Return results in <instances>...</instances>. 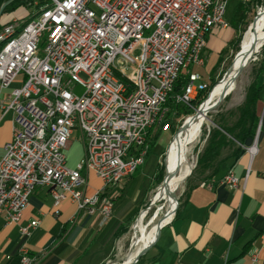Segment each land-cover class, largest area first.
<instances>
[{
    "label": "built area",
    "instance_id": "2783aa9c",
    "mask_svg": "<svg viewBox=\"0 0 264 264\" xmlns=\"http://www.w3.org/2000/svg\"><path fill=\"white\" fill-rule=\"evenodd\" d=\"M213 1H221L217 16H209ZM227 2L67 0L0 54V89L23 75L21 86L0 98V109L13 113L12 136L0 158L4 223L17 224L32 192L44 187L55 215L70 202L104 225L115 204L110 189L144 163L151 125L158 116L176 114L167 100L189 107L206 87L192 67L190 81L182 82V66L189 48H197V65L203 63L202 25L227 27ZM17 21L2 25L0 38ZM168 128L166 122L162 129ZM76 129L83 153L70 167L66 150ZM255 150V143L247 147L250 155ZM90 172L101 186L88 193ZM221 180L238 185L231 172ZM37 224L31 220L19 231L29 236ZM19 253V264H36L26 247ZM250 257L256 261V253ZM223 264H230L227 258Z\"/></svg>",
    "mask_w": 264,
    "mask_h": 264
},
{
    "label": "crops",
    "instance_id": "0c3cea01",
    "mask_svg": "<svg viewBox=\"0 0 264 264\" xmlns=\"http://www.w3.org/2000/svg\"><path fill=\"white\" fill-rule=\"evenodd\" d=\"M12 15L16 14L1 13L0 19ZM228 29L229 25L215 28L208 35L202 52L203 63L199 66L204 65L209 56L206 48L212 37H219ZM235 36L236 30L225 37L226 40H220L221 49L214 74L223 63L222 56ZM192 66L184 69L186 78ZM214 74H210L208 79L200 76L206 83ZM254 81L261 86L254 110V132L243 143L229 137L236 144L235 151L222 155L209 177L195 181L187 188L172 219L147 239L144 248L149 242L150 246L140 264H223L225 258L230 264H264V59ZM22 82L23 75H17L7 89H0V98H5ZM12 117L11 110L3 112L0 109V158L5 152L4 145L12 136ZM253 143L256 150L250 155L247 147ZM71 147L79 149L80 158L83 144L77 129L66 150L69 166L67 152ZM228 172L237 177L236 187L222 183L223 175ZM97 188L90 189L88 185L87 192ZM123 199L121 197L114 204L113 218L100 226L99 217L78 213L70 202H64L55 215L47 189L36 188L17 224H5L0 217V264H19L21 247H26L30 255L36 257V264L105 263L114 255L112 245L120 236L113 234L116 226L124 220L123 212L133 206L130 201L128 206L121 207ZM31 220H38L37 226L31 229L29 236L22 235L19 227ZM252 253H256L255 262L251 261Z\"/></svg>",
    "mask_w": 264,
    "mask_h": 264
},
{
    "label": "rangeland",
    "instance_id": "374dc122",
    "mask_svg": "<svg viewBox=\"0 0 264 264\" xmlns=\"http://www.w3.org/2000/svg\"><path fill=\"white\" fill-rule=\"evenodd\" d=\"M243 0H228L225 10L224 18L228 22V31H223L220 36L214 35L210 44L206 48V53L209 56L204 65H193L192 70L198 72L200 75L208 79L210 74H214L217 68V58L220 52L221 45L219 46L220 40H226L225 37H229L230 33L235 31L234 27V11L238 3ZM249 4V9L246 14V25H243L245 30L241 33L240 39L237 44V50L230 46L228 50L223 54L222 61L219 70L213 75L212 78L216 79L213 83L216 84L220 82L225 73L228 71L231 63L233 62L235 56L240 52V42L243 38L244 33L252 24L259 13L264 9V4L256 7L254 1L244 0ZM48 6H51L49 1ZM34 7L19 6L14 9L11 13L16 14L15 16H9L0 19V25L9 23L15 19H22V21H29L34 16ZM1 14V13H0ZM215 29V27L213 28ZM212 29V30H213ZM212 32V31H211ZM252 32L254 34H263V28H253ZM217 36V37H216ZM264 59V42L263 45L255 53V56L244 66L242 72L233 80V83L229 86L226 96L221 100V102L211 109L213 103L218 100L216 98L211 104H209V110L206 114V122L201 126L196 141L191 144L189 151L190 166L188 171L191 169V173L186 177L176 188L172 196L165 200L164 198L154 199L155 192L157 188L164 182L165 187H169L177 178L180 169V160L177 155V150L175 146V139L178 138L180 130L177 132L179 127L185 123V118L194 114H188L189 110L193 109L191 106H181L178 105L176 114L172 115L175 121L176 130L172 132L170 128L168 130L161 129V133L157 137L153 146L148 150V154L145 158L144 163L138 167L132 176L125 178L123 181L118 183L114 188L110 189V195L112 196L114 203L117 204L121 197L130 198L131 203L138 208L136 214L127 226L126 231L115 239L113 242V254L110 259H108L103 264H119L130 254L133 245L136 241V236L139 229H135V222L140 214H142L140 227L146 231L147 239L150 237L149 232L153 227L161 222L167 221L174 216L176 211L173 210L175 205L181 202L187 188L193 184L195 181L203 180L209 177L215 170L218 164V160L224 155L231 154L236 149V144L227 136L229 139L225 147H223L219 154L209 161V163H198L200 156L203 154L207 143L208 136L212 133L214 128L230 127L236 118L238 117V112L241 104V100L247 90L248 86L255 79L259 67ZM187 67V66H186ZM184 67V69L186 68ZM183 69V71H184ZM207 81V80H206ZM210 83V80L206 82V85ZM214 86L209 87L206 90L205 96L202 100L206 99L209 91ZM196 97V96H195ZM198 108V107H197ZM196 108V109H197ZM195 109V108H194ZM233 150V151H232ZM68 162L70 166L75 167L76 163L79 161V149L71 147L68 150ZM223 155V156H222ZM172 171V172H171ZM187 171V172H188ZM100 181L93 174H89V188L92 189L95 186L100 187ZM155 201V202H154ZM173 214V215H172ZM161 221V222H160ZM160 225V224H159ZM152 240V239H151ZM130 246L131 249L129 248ZM144 255L140 256L135 264H140ZM134 262V261H133ZM132 262V263H133ZM131 263V264H132Z\"/></svg>",
    "mask_w": 264,
    "mask_h": 264
},
{
    "label": "bare ground",
    "instance_id": "6f19581e",
    "mask_svg": "<svg viewBox=\"0 0 264 264\" xmlns=\"http://www.w3.org/2000/svg\"><path fill=\"white\" fill-rule=\"evenodd\" d=\"M51 3V6H48V2ZM43 6L39 9L38 12L34 14V16L31 18V20L22 21V19L18 20L14 23V26L10 29L6 30V32L2 35L0 38V54H2L5 50L11 48L12 44L17 42L19 38L22 36V34L25 33V31L35 24L37 20L40 18H43V16L49 15L50 12L57 10V8L64 4L67 0H47ZM219 9H221V1H213V3L209 6V16H217ZM251 25V28H248L246 32L243 35V38L240 42V52L239 55L237 54L231 63L228 71L225 73L224 78L219 82H217L213 88L209 91L207 97L205 100H203L199 105L200 110L198 112H195L194 114L188 116L185 118V123L183 125V128H181L179 132L178 138L175 139V146L177 150V155L180 160V169L178 176L176 180L169 186L165 187L164 182L157 188L154 199H160L164 198L165 200H168L178 185L190 175L191 169L188 171L190 166V160H189V151L190 146L193 144V142L196 141V138L198 136V132L201 128V126L206 122V114L209 110V104H211L216 98H222L223 94L227 92L229 86L233 83V80L236 78H233L237 69L239 66L243 63L245 58H247L251 48L252 43L259 44L260 42H264V32L263 34H254L252 32L253 28H263L264 29V10L257 15L254 22ZM215 27V22H207V25H202L201 31H200V45L206 44V37L210 34L212 29ZM250 61V60H249ZM248 61V62H249ZM190 65H197V48H189L188 51V58L186 59V65L182 66V72L184 67L190 66ZM188 71V70H187ZM187 80L186 82L190 81V72L187 73ZM227 94V93H226ZM165 116H158V119H156V124L151 125V129L162 126V128H165L166 123H164ZM138 167H133V173ZM188 171V172H187ZM172 172V171H171ZM155 202V201H154ZM176 208V205H175ZM175 209L173 210L174 213ZM173 215V214H172ZM142 214H140L135 222L134 228L139 229L136 241L133 245V248L130 252V254L127 255L125 259L120 264H131L134 260L136 255L142 251L147 243V236L146 231H144L140 227ZM172 219V218H171ZM171 219L161 222L155 227L151 229L149 232V236H153V234L166 222H169ZM150 246V242L148 244V248ZM132 246L129 248L131 249Z\"/></svg>",
    "mask_w": 264,
    "mask_h": 264
},
{
    "label": "trees",
    "instance_id": "16d2710c",
    "mask_svg": "<svg viewBox=\"0 0 264 264\" xmlns=\"http://www.w3.org/2000/svg\"><path fill=\"white\" fill-rule=\"evenodd\" d=\"M6 1H8V0H0V7ZM46 1L47 0H11L9 3H7L4 6L1 13L12 12L14 9H16L19 6L34 7L35 12L36 11L38 12L39 9L43 6V4ZM253 1L255 3L256 7H259L262 4H264V0H252L251 2H253ZM248 9H249V4L243 0V1H240L238 3V5L234 11V18H235L234 19V27L236 30V36L231 41V46L235 49V51L237 50L236 46H237L238 41L240 39L241 33L245 30L243 25H246L245 20H246V14H247ZM24 19L26 20V18H24ZM0 28H1V25H0ZM207 37H206V40H207ZM185 79H186V77L182 72V82H186L187 79L186 80ZM215 81H216V79H214V78L210 79V83H208L204 89H202L198 92L196 97L192 100L193 109L189 110L188 114H192L196 110V108L199 106V104L204 100V99L202 100V98L205 96L206 90L209 87L214 86L215 84L213 85V83ZM182 82H178L175 85V88H174L175 92H177V93L181 92V87L183 85ZM260 87L261 86L257 85V83L255 81L252 82L248 86V88L246 90L244 101L242 102V104L239 108V115H238L237 120L230 127L220 126L219 128L213 129L212 133H210L208 136L207 146H206L203 154L200 156L198 163L204 162L207 164V163H209L210 160L215 158L219 154V151L223 147H225V145L227 144V141L229 140L227 138V136H229L231 139L237 140L239 143H243L244 139L246 137L250 136L254 132L255 121H256V118L254 116V110H255V106H256V102H257V98H258V92L260 90ZM166 105L175 108L172 110H177V108H178L177 104H174V105L171 104V97L167 100ZM176 113H177V111H176ZM166 122L168 123V126L172 130V132H174L176 130V127L174 124L175 121L173 120V117L171 114H168L167 117L165 118L164 123H166ZM161 129H162V126H158V127L149 129V131L147 133L148 148H150V143H151V146H153L157 137L161 133ZM132 175H130V176H132ZM130 200H131L130 198H124L122 200V202L120 203V206L121 207H124L126 205L128 206L130 203ZM137 210H138V208L133 205V206H130L126 212L125 211L123 212L125 214L124 220L120 221L117 224L116 229L113 233L114 235L119 236L126 231L128 224L130 223V221L132 220V218L136 214ZM112 218L113 217H111L110 219H112Z\"/></svg>",
    "mask_w": 264,
    "mask_h": 264
},
{
    "label": "water",
    "instance_id": "95a60500",
    "mask_svg": "<svg viewBox=\"0 0 264 264\" xmlns=\"http://www.w3.org/2000/svg\"><path fill=\"white\" fill-rule=\"evenodd\" d=\"M10 1H11V0H8V1H6L5 3H3V4L1 5V7H0V13L2 12V9L4 8V6H5L7 3H9ZM248 28H251V25H250ZM252 44H253V45H252V48H251V50H250V52H249L247 58H245V60L243 61V63L239 66V68L237 69V71H236V73H235V75H234L233 78L237 77V76L242 72V70L244 69V66L248 63L249 60H251V59L255 56V53H256V52L258 51V49L263 45L262 42H260L259 44H255V43H252ZM225 96H226V93L223 94L222 98H219L218 100H216V101L213 103V105L211 106V109H212L213 107H215L216 105H218V104L221 102V100H222ZM200 106H201V105L198 106V108L196 109V112H198V111L200 110ZM181 128H183V124L179 127V129L177 130V132H178L179 130H181ZM147 250H148V247H146V248H144L142 251H140V252L136 255L135 260H134V262H133L132 264H135V263L138 261V259L140 258V256H142L143 254H145Z\"/></svg>",
    "mask_w": 264,
    "mask_h": 264
}]
</instances>
